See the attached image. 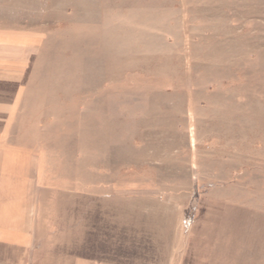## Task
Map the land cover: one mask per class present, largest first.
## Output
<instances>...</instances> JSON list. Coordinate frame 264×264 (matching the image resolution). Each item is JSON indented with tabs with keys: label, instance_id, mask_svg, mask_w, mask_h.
<instances>
[{
	"label": "rangeland",
	"instance_id": "rangeland-1",
	"mask_svg": "<svg viewBox=\"0 0 264 264\" xmlns=\"http://www.w3.org/2000/svg\"><path fill=\"white\" fill-rule=\"evenodd\" d=\"M0 28L43 40L21 119L54 188L46 260L264 251V0H0Z\"/></svg>",
	"mask_w": 264,
	"mask_h": 264
},
{
	"label": "crops",
	"instance_id": "crops-1",
	"mask_svg": "<svg viewBox=\"0 0 264 264\" xmlns=\"http://www.w3.org/2000/svg\"><path fill=\"white\" fill-rule=\"evenodd\" d=\"M42 41L35 32L0 28V264H62L45 259L58 225L51 214L57 207L48 200L54 188L46 180L47 152L32 132L35 122L21 119L29 69ZM178 248L168 254L170 264H212L207 249L203 254ZM245 257L251 258L245 263ZM235 258L233 264H264V251L240 249Z\"/></svg>",
	"mask_w": 264,
	"mask_h": 264
}]
</instances>
